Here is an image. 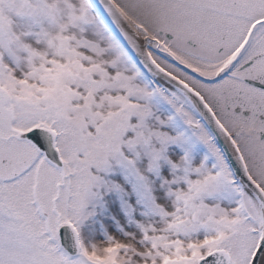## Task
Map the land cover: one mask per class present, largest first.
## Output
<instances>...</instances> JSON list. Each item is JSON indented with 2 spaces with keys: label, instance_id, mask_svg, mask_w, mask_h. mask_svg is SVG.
<instances>
[{
  "label": "snow or ice",
  "instance_id": "obj_1",
  "mask_svg": "<svg viewBox=\"0 0 264 264\" xmlns=\"http://www.w3.org/2000/svg\"><path fill=\"white\" fill-rule=\"evenodd\" d=\"M100 2L0 0V264H264V0Z\"/></svg>",
  "mask_w": 264,
  "mask_h": 264
},
{
  "label": "water",
  "instance_id": "obj_2",
  "mask_svg": "<svg viewBox=\"0 0 264 264\" xmlns=\"http://www.w3.org/2000/svg\"><path fill=\"white\" fill-rule=\"evenodd\" d=\"M93 3L96 5V9L98 11V13L104 18L105 22L109 24V26L114 30L117 31L115 29V26L111 23V19L108 16L107 12L104 11L103 6L100 2V0H93ZM117 35H119L118 31H117ZM133 58L135 59V54L133 53Z\"/></svg>",
  "mask_w": 264,
  "mask_h": 264
},
{
  "label": "rangeland",
  "instance_id": "obj_3",
  "mask_svg": "<svg viewBox=\"0 0 264 264\" xmlns=\"http://www.w3.org/2000/svg\"><path fill=\"white\" fill-rule=\"evenodd\" d=\"M116 177L117 178H122V174L121 173H117L116 174ZM159 182L157 181V184H158ZM159 190V189H158ZM135 199V197H133V200ZM98 224L100 223L99 221L97 222ZM123 226H124V228H125V231H133V230H135V225H134V223H131V222H128L127 220H125L124 222H123ZM115 229V225H113L112 227H110L108 230L109 231H112V230H114ZM101 239L103 238V236H101L100 237ZM129 243H131V241H128Z\"/></svg>",
  "mask_w": 264,
  "mask_h": 264
}]
</instances>
